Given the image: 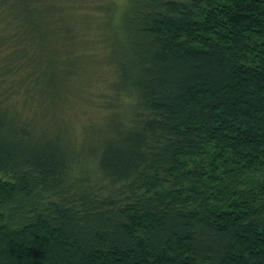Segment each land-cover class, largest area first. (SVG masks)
Here are the masks:
<instances>
[{"label":"trees","instance_id":"trees-1","mask_svg":"<svg viewBox=\"0 0 264 264\" xmlns=\"http://www.w3.org/2000/svg\"><path fill=\"white\" fill-rule=\"evenodd\" d=\"M0 264H264V0H0Z\"/></svg>","mask_w":264,"mask_h":264},{"label":"rangeland","instance_id":"rangeland-1","mask_svg":"<svg viewBox=\"0 0 264 264\" xmlns=\"http://www.w3.org/2000/svg\"><path fill=\"white\" fill-rule=\"evenodd\" d=\"M87 1L93 3L94 1H104V0H87ZM115 1L121 2V1H123V0H115Z\"/></svg>","mask_w":264,"mask_h":264}]
</instances>
